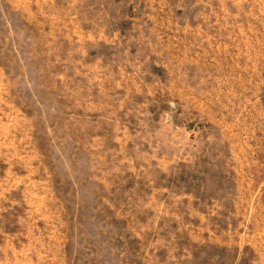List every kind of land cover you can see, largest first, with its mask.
<instances>
[{
	"label": "rangeland",
	"instance_id": "rangeland-1",
	"mask_svg": "<svg viewBox=\"0 0 264 264\" xmlns=\"http://www.w3.org/2000/svg\"><path fill=\"white\" fill-rule=\"evenodd\" d=\"M0 264H264V0H0Z\"/></svg>",
	"mask_w": 264,
	"mask_h": 264
}]
</instances>
